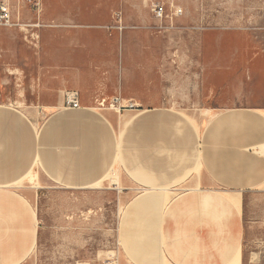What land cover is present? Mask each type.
<instances>
[{
  "label": "rangeland",
  "instance_id": "1",
  "mask_svg": "<svg viewBox=\"0 0 264 264\" xmlns=\"http://www.w3.org/2000/svg\"><path fill=\"white\" fill-rule=\"evenodd\" d=\"M5 2L45 27L31 45L0 28V103L34 115L76 92L117 136L137 114L175 115L198 130L196 151L215 115L264 113V0H40L39 13ZM124 174L116 163L89 188H33L37 237L26 264H135L127 247L158 227L149 216L164 205L137 213L143 190ZM27 179L40 187L35 174ZM240 227L243 264H264V188L245 195Z\"/></svg>",
  "mask_w": 264,
  "mask_h": 264
},
{
  "label": "crops",
  "instance_id": "2",
  "mask_svg": "<svg viewBox=\"0 0 264 264\" xmlns=\"http://www.w3.org/2000/svg\"><path fill=\"white\" fill-rule=\"evenodd\" d=\"M23 10L21 20L29 22ZM21 39L30 43L22 33ZM55 98L56 106L43 105L34 115L0 103V264L31 257L33 188H89L116 163L144 192L136 197L137 213L164 205L149 216L158 227L153 222L137 232L134 247H127L135 264H243L240 207L246 194L264 188V156L256 152L264 146L263 112L215 115L196 151L198 130L175 115L137 114L117 136L103 114L68 109L60 93ZM118 146L126 149L118 153ZM31 173L40 187L30 186ZM181 189L187 193L174 196Z\"/></svg>",
  "mask_w": 264,
  "mask_h": 264
},
{
  "label": "built area",
  "instance_id": "3",
  "mask_svg": "<svg viewBox=\"0 0 264 264\" xmlns=\"http://www.w3.org/2000/svg\"><path fill=\"white\" fill-rule=\"evenodd\" d=\"M25 6H28L32 12L39 13L40 12V0H19ZM45 27L44 25H40V23L36 20L34 22H22L20 12L13 11L5 2V0H0V28H15L23 34L26 42H30L29 45L34 44L38 40L37 31L40 28ZM104 101L100 103L103 105ZM63 105L68 109H79V96L76 92H68L64 94L63 97ZM121 107V106H120ZM129 109H132V105L130 104ZM127 108V107H124ZM120 109V108H119Z\"/></svg>",
  "mask_w": 264,
  "mask_h": 264
},
{
  "label": "bare ground",
  "instance_id": "4",
  "mask_svg": "<svg viewBox=\"0 0 264 264\" xmlns=\"http://www.w3.org/2000/svg\"><path fill=\"white\" fill-rule=\"evenodd\" d=\"M264 146L260 147L261 150H263Z\"/></svg>",
  "mask_w": 264,
  "mask_h": 264
}]
</instances>
